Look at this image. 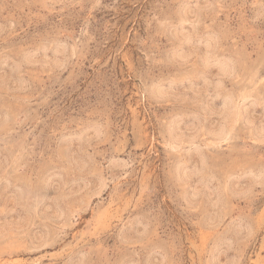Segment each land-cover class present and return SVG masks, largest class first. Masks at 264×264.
<instances>
[{
    "label": "rangeland",
    "instance_id": "374dc122",
    "mask_svg": "<svg viewBox=\"0 0 264 264\" xmlns=\"http://www.w3.org/2000/svg\"><path fill=\"white\" fill-rule=\"evenodd\" d=\"M0 264H264V0H0Z\"/></svg>",
    "mask_w": 264,
    "mask_h": 264
},
{
    "label": "bare ground",
    "instance_id": "6f19581e",
    "mask_svg": "<svg viewBox=\"0 0 264 264\" xmlns=\"http://www.w3.org/2000/svg\"><path fill=\"white\" fill-rule=\"evenodd\" d=\"M232 112V111H231Z\"/></svg>",
    "mask_w": 264,
    "mask_h": 264
}]
</instances>
